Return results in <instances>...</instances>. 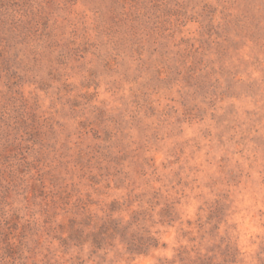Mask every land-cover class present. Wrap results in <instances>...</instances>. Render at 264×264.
Instances as JSON below:
<instances>
[{
    "label": "rangeland",
    "instance_id": "obj_1",
    "mask_svg": "<svg viewBox=\"0 0 264 264\" xmlns=\"http://www.w3.org/2000/svg\"><path fill=\"white\" fill-rule=\"evenodd\" d=\"M0 264H264V0H0Z\"/></svg>",
    "mask_w": 264,
    "mask_h": 264
},
{
    "label": "trees",
    "instance_id": "obj_2",
    "mask_svg": "<svg viewBox=\"0 0 264 264\" xmlns=\"http://www.w3.org/2000/svg\"><path fill=\"white\" fill-rule=\"evenodd\" d=\"M90 218L91 216L88 217ZM101 221L89 232H86V228L91 227V223H79L81 226L76 227V223L73 222L72 230L64 241L65 245L68 242H75V246L83 248L90 244L96 253L107 245L113 246V241L120 236L121 242L126 245L127 252L133 256L148 254L152 249L159 247L157 238L152 235L145 236L138 232H130L131 226L124 225L118 219L109 216Z\"/></svg>",
    "mask_w": 264,
    "mask_h": 264
}]
</instances>
